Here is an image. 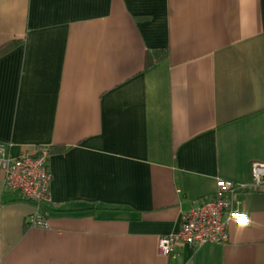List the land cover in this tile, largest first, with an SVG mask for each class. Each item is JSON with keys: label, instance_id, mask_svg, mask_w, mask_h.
Listing matches in <instances>:
<instances>
[{"label": "crops", "instance_id": "0c3cea01", "mask_svg": "<svg viewBox=\"0 0 264 264\" xmlns=\"http://www.w3.org/2000/svg\"><path fill=\"white\" fill-rule=\"evenodd\" d=\"M0 142L52 174L37 208L0 170V264H264V191L226 242L159 250L264 162V0H0Z\"/></svg>", "mask_w": 264, "mask_h": 264}, {"label": "built area", "instance_id": "2783aa9c", "mask_svg": "<svg viewBox=\"0 0 264 264\" xmlns=\"http://www.w3.org/2000/svg\"><path fill=\"white\" fill-rule=\"evenodd\" d=\"M10 146V143L0 142V170L3 172L5 187L37 208L43 203H50L52 174L48 166V146L35 145L30 151L18 156L11 155ZM250 171L251 178L247 183L217 180L214 194L182 215L178 231L159 239L161 254L168 256L176 244L226 242L228 228L233 224L227 220L226 214L235 209L242 210L234 194L241 191H264V162H254ZM29 225L44 227L46 220L35 212Z\"/></svg>", "mask_w": 264, "mask_h": 264}, {"label": "clouds", "instance_id": "9594fccd", "mask_svg": "<svg viewBox=\"0 0 264 264\" xmlns=\"http://www.w3.org/2000/svg\"><path fill=\"white\" fill-rule=\"evenodd\" d=\"M227 220L239 230L248 228L252 224L251 217L246 211L239 209L232 210L226 214Z\"/></svg>", "mask_w": 264, "mask_h": 264}, {"label": "trees", "instance_id": "16d2710c", "mask_svg": "<svg viewBox=\"0 0 264 264\" xmlns=\"http://www.w3.org/2000/svg\"><path fill=\"white\" fill-rule=\"evenodd\" d=\"M162 50H166V47H161V48L157 47V48H155V51H162ZM148 57H149V59L147 60V64H146L147 67L150 66L151 63L153 62L151 57L150 56H148ZM154 59L155 60L160 59V55L154 56Z\"/></svg>", "mask_w": 264, "mask_h": 264}]
</instances>
